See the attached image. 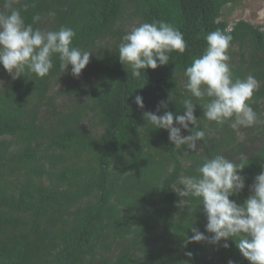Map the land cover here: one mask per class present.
<instances>
[{
	"label": "trees",
	"instance_id": "obj_1",
	"mask_svg": "<svg viewBox=\"0 0 264 264\" xmlns=\"http://www.w3.org/2000/svg\"><path fill=\"white\" fill-rule=\"evenodd\" d=\"M235 1L14 4L29 5L22 11L25 24L39 15L33 26L41 30L70 27L73 46L93 54L79 77L71 65L61 71L57 58L43 78L13 79L0 65V264H250L234 239L227 249L223 241L188 243L192 228L211 236L207 218L195 199L179 206L174 191L180 175H195L204 158L222 154L245 166V188L230 197L242 204L264 171V122L221 127L205 120L197 104V125L189 128L206 136L193 152L186 145L175 148L166 130L145 126L144 119L145 112L184 114V69L203 55L205 36L219 29L233 37V78L251 74L260 84L251 106L264 121V27L245 19L229 23L222 10ZM5 2L0 0V11H8ZM154 21L179 29L188 47L134 79L119 61L118 44L132 27ZM137 95L143 108L135 103ZM160 101L167 108L157 112Z\"/></svg>",
	"mask_w": 264,
	"mask_h": 264
},
{
	"label": "clouds",
	"instance_id": "obj_2",
	"mask_svg": "<svg viewBox=\"0 0 264 264\" xmlns=\"http://www.w3.org/2000/svg\"><path fill=\"white\" fill-rule=\"evenodd\" d=\"M16 3L19 0H6L4 8L8 11H0V65L3 69L13 79L25 74L43 78L53 69V60L57 58L61 71L66 72L71 65V74L79 77L93 53L73 46L75 31L65 26L58 30L36 28L33 25L41 20L39 15L32 17V23L25 24L22 11H27L29 5L25 2L15 7ZM48 15L55 17V12ZM232 39L226 31L209 32L205 36L203 55L193 58L183 72L184 114L145 112V126L166 130L175 148L186 145L196 152L198 142L206 136V132L198 127L189 128V124L197 125L198 119L194 115L197 104L203 109L205 120L221 127L227 123L236 130L264 122L251 106L259 82L251 74L243 79L233 78L228 54ZM187 47L182 32L171 24L142 22L122 36L118 44L119 61L130 71L132 78L139 79L146 69L155 70L168 64L171 53L183 54ZM135 103L144 107L139 95L135 97ZM160 108L166 109L167 102L160 101L157 112ZM174 121L179 127L174 126ZM182 129L191 134L182 136ZM244 167L222 154L206 157L196 168L195 175L178 177L179 187L174 192L181 198L179 206L188 205L190 199H195L198 206L203 205L202 211L207 218L205 231L211 236L192 228L193 235L188 237V243L207 240L220 245L223 241L221 246L227 249L229 239H234L239 252L250 264H264V171L255 176L250 185L251 194L242 204L230 199L245 188V178L240 175ZM187 255L191 256V253Z\"/></svg>",
	"mask_w": 264,
	"mask_h": 264
},
{
	"label": "rangeland",
	"instance_id": "obj_3",
	"mask_svg": "<svg viewBox=\"0 0 264 264\" xmlns=\"http://www.w3.org/2000/svg\"><path fill=\"white\" fill-rule=\"evenodd\" d=\"M222 13L229 23L237 19H245L264 27V0H236L234 4L225 6ZM127 24L129 25L128 20Z\"/></svg>",
	"mask_w": 264,
	"mask_h": 264
}]
</instances>
